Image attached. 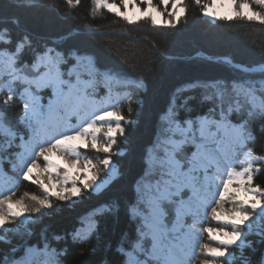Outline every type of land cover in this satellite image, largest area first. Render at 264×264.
Returning <instances> with one entry per match:
<instances>
[{
    "label": "snow or ice",
    "instance_id": "1",
    "mask_svg": "<svg viewBox=\"0 0 264 264\" xmlns=\"http://www.w3.org/2000/svg\"><path fill=\"white\" fill-rule=\"evenodd\" d=\"M72 2L73 0H68L69 4ZM160 2L164 6L163 10L154 5L153 0H141L146 5L144 8L137 7L135 0H122L125 10H120L106 0H96L97 5L104 4L109 11L130 24L134 21L128 14L129 6L140 13L138 19L146 18L153 26L167 25L175 28L182 17L186 18L187 9L183 6V0ZM251 2L264 6V0ZM76 3L79 4L80 0H76ZM226 5L231 9L229 14L220 16L205 6L204 15L229 21L234 17L256 20L264 25V12L254 11L249 0H217L213 7L223 8ZM165 16L167 19H161ZM11 23L19 29L18 20L12 18ZM35 43L26 32L14 35L13 28L7 25L4 18H0V58L11 69L5 84L0 86V92H3L0 104L8 107L18 102L21 111L17 125H10L15 129L20 149L16 154L20 161L16 175L19 179L38 184L48 194V198L38 200L39 206L28 208L19 200L13 201L11 189L0 193L4 197L0 199V229L7 230V224L23 216L25 212L37 214V218L50 214L42 209L59 207L51 202L53 197L58 201H68L74 197L80 198L83 190L98 192L100 184L96 183V176L89 175L91 161L86 160L83 164L79 161L80 150L90 148L106 154L102 164L110 183L99 191V201L89 213L87 234L82 233L85 219L81 218L80 227H73L71 230L73 240L84 243L95 237L100 231V225L105 224L116 232V258L112 264H152L161 258V253L165 251L164 241L172 233H177L173 237L177 242L181 239L195 240L196 226L203 225L210 210L215 221L230 225L232 230L220 227L202 229L219 243L218 247L203 246V250L211 257L204 264H233V260L229 259L233 256L231 249L238 244L242 245L245 239V232L240 226L247 227L257 217L264 221V187L254 183L257 178L255 174L264 171V156L253 157L249 152L248 166L234 178L227 172L231 167L229 159L205 149L204 125H198L195 119L179 117L178 112L184 105L175 104L174 94L168 107L158 114L157 128L140 153L138 168L132 174L127 189H122L125 168L123 165L116 167L113 163L111 156L119 155V149L116 153L112 150L117 148L118 138H122L121 144L128 140L135 120H127L124 115L108 108H101L87 115L74 106L62 109L60 106L66 104L73 89L77 90L78 95H92L87 87L81 88L72 83L74 76L79 78L78 68L85 60L90 64L91 58L81 50L79 38L71 33L58 37L51 44L44 43L42 47L34 46ZM206 59L210 63H231L225 57ZM235 67L241 68L240 65ZM261 74L264 77V66L261 67ZM221 83L193 81L186 87L217 88ZM242 88L249 100L256 94L264 95V78L259 85L255 81L246 80L242 83ZM43 89L51 90L47 104L42 103L40 96ZM234 104L237 107H225L217 103L208 113L209 117L215 113V119H208L207 122L216 123L218 127L227 126L232 131L238 154L239 150L247 148L251 122L257 117L264 119V107L259 111L249 107L243 118L233 124L229 121L240 115L238 109H243L239 100L234 101ZM58 111L60 117L54 119V114ZM72 117H75V121ZM161 119L165 121L163 126L159 124ZM101 132L105 137L103 144L97 138V134ZM178 132L182 139H174ZM189 144L195 147L191 157L183 154L184 146ZM188 151L191 152V148ZM130 155L131 152L124 158L127 159ZM41 158L43 164L38 163ZM16 167L14 164L13 169ZM221 168L228 178L216 183V177L222 175ZM77 172L81 175H77ZM69 184L71 187H68ZM186 189L192 195L189 196ZM229 197L237 206L225 212L222 206ZM32 199L38 198L33 196ZM173 213L174 219H170ZM189 219L191 224L187 223ZM128 221L135 223L136 235L130 243H125L126 233L121 224ZM258 234L264 237V229ZM41 236L42 239L29 242L20 259L5 257L0 260V264H30L33 248L47 252L53 240L62 238L54 230L49 238L47 226L41 230ZM193 259L195 256L189 258L187 264H191ZM163 264H185V261L180 255L165 254ZM243 264H250V261L245 258Z\"/></svg>",
    "mask_w": 264,
    "mask_h": 264
},
{
    "label": "trees",
    "instance_id": "2",
    "mask_svg": "<svg viewBox=\"0 0 264 264\" xmlns=\"http://www.w3.org/2000/svg\"><path fill=\"white\" fill-rule=\"evenodd\" d=\"M154 3L163 10L160 0H154ZM140 5L146 6L141 2ZM183 6L187 9L186 18L182 17L179 25L172 28L153 26L146 18L130 24L104 4L97 5L96 0H80L79 4L76 0L71 4L68 0H0V18L13 28L14 35L22 32L30 35L36 47L51 44L68 33L79 38L81 50L89 54L91 63L88 60L83 62L78 68L79 78L74 76L72 83L87 87L92 94L78 95L73 89L72 93L82 101L80 111L84 114L90 111L89 101H93L97 110L108 106L120 110L128 120H135L126 151L116 157L119 167L123 165L125 168L121 184L125 190L138 168L145 143L157 128L158 114L168 107L174 94L175 104L184 105L178 112L179 117L195 119L198 125L204 120L200 119L202 117L215 119V113L210 117L208 113L217 103L237 107L234 101L239 100L243 105L242 110L238 109L240 115L229 123L242 119L249 107L257 111L264 107V95L256 94L249 100L242 88L246 80L259 85L264 78L261 69L257 70L264 64V25L237 17L230 21L213 20L204 15L203 0L199 3L183 0ZM12 18L19 21V29L11 23ZM207 57H225L231 63H210ZM0 65L6 67L1 73L6 80L11 69L3 58H0ZM235 65L248 69H238ZM193 81L222 83L217 88L186 87ZM178 89L183 91L178 92ZM43 90L40 96L42 103L47 104L51 95H45ZM10 106L13 122L6 128L0 127V193L9 189L11 193L17 191L24 181L16 175L20 163L16 154L20 149L15 129L10 127L17 125L20 105L17 102ZM59 113H55L54 118L60 116ZM164 123L162 119L159 121L161 126ZM248 136L247 148L240 153L250 150L256 156H264V119L257 117L251 122ZM129 152L132 155L125 159ZM14 164L16 169H13ZM256 177V184L264 187V171L257 173ZM98 201L99 191H88L79 201L63 203L51 211L25 240L13 245L0 240V260L5 257L20 259L30 241L34 243L38 238L42 239L41 230L47 226L49 238L53 230L62 238L53 240L47 252L33 248L30 264H112L116 258V232L107 225L101 224L99 233L84 243L71 236L72 228L80 227L81 218L85 219L82 233L87 234V218ZM121 228L126 233L124 242L130 243L136 235L135 223H122ZM262 258L264 237L255 241L247 253L250 264H264Z\"/></svg>",
    "mask_w": 264,
    "mask_h": 264
},
{
    "label": "rangeland",
    "instance_id": "3",
    "mask_svg": "<svg viewBox=\"0 0 264 264\" xmlns=\"http://www.w3.org/2000/svg\"><path fill=\"white\" fill-rule=\"evenodd\" d=\"M107 3H113L117 6L120 10H125L124 5L121 2L116 1H110L106 0ZM141 0H135V4L139 8H144L140 5ZM204 6H208L209 10L218 13L220 16H224L226 14H229L231 12V9L226 5L225 7H213L214 4L217 3V0H203ZM251 7L254 11H260L264 12V6H259L251 2L249 0ZM153 4L154 0H153ZM146 7V6H145ZM171 10V9H169ZM128 14L132 16L133 21L137 20L138 17H140V13L136 11V8H133L131 6L127 9ZM213 20L212 16H207ZM161 19H167V17H162ZM261 68H257V70H260ZM6 71V67L0 65V86H3L5 84L4 77L1 76L2 72ZM49 89H44L43 93L45 95H51L48 94ZM3 98V92H0V99ZM90 103V111H88L87 114H90L93 111H97V107L93 101H89ZM82 105L81 98L79 96L74 95L73 93L68 95L66 104H62L60 107L63 109L66 106H74V108L80 110V107ZM104 108H108L110 110H114L119 112L123 115V113L118 109H111L108 106H105ZM60 115V113H59ZM60 116H57L55 118H59ZM54 118V119H55ZM73 121H75V117H72ZM127 119V118H126ZM128 120V119H127ZM133 120V119H132ZM208 118L202 120L201 124L204 125L205 130V136L203 139V143L205 145V149L208 152L212 153H219L220 155L225 156L229 159V162L231 164V167L228 168L227 172L231 173L233 177L235 178L236 174L243 172V169L248 166V161L250 159L249 152L250 150H247L245 152L240 153V150L237 154V149L233 140V133L227 126H216L212 127L211 124L208 122ZM12 120V107H4L2 104H0V127L6 128ZM123 123V122H122ZM234 124V123H233ZM222 129V130H220ZM197 136H199V132L196 133ZM98 141L103 144L105 142V137L103 135V132L97 134ZM91 139V136H89V140ZM122 138H118V144L117 148H114L112 151L113 153H116L119 149V155H123L126 151L128 140L124 141L123 144L120 143V140ZM174 139H182V136L180 133H177V136L174 137ZM191 148V152L188 151V149ZM192 152H195V147L193 145H185L184 146V155L191 157ZM105 155L102 151H96L93 149L88 150H80L79 154V161L80 164H83L86 162V160H90L92 167L90 169L89 175H95L96 176V183L100 184V191L102 188H104L110 181L105 176V167L102 164L103 158H105ZM119 155H112L111 160L116 165V167H119L118 162L116 160V157ZM251 156H256L254 153L251 152ZM73 158V157H70ZM156 154H154V159H156ZM38 163L43 164L42 158L38 161ZM62 163V162H61ZM183 163V161H182ZM264 167V166H262ZM220 172L222 175H219L216 177V183H220L222 180L227 179V173L224 172V169L221 168ZM77 175H81L80 172L76 173ZM257 174V173H256ZM255 174V175H256ZM83 178V177H82ZM256 184V182L254 181ZM258 185V184H257ZM68 187H71V184L68 185ZM189 193V196L192 195V192L190 190H187ZM88 191L83 190L81 193L80 198H72L68 201H58L54 197L51 198V202L54 205H61L63 203H75L79 201L85 193ZM12 199L13 201L19 200L28 208L37 207L39 206L38 200L39 199H45L48 198V194L44 192V190L35 183H32L30 181H23L22 187L17 190L13 191L12 193ZM35 196L38 199L33 200L32 197ZM3 199V198H1ZM185 200H187V197H185ZM237 205L232 201V198L229 197L226 202L223 204V210L225 212H228L232 210ZM58 207L47 210L42 209L45 213H50L51 211L57 209ZM4 211L6 212L7 209L5 207ZM48 214L44 215L41 218H37V214H32L25 212L23 216L20 218H17L14 221H10L7 224V230L0 229V240L6 241L9 245L17 244L23 240H25L33 231L36 229L43 220H45V217ZM170 219H174V213L173 217H170ZM167 222V221H166ZM187 223L191 224L192 221L189 219ZM226 228V230L231 231L232 228L230 225L225 224L224 222H217L215 221L210 214L203 225L197 224L196 230H197V237L195 240L192 241H185L181 239V241L177 242L173 240V237L177 235V233H172L165 241H164V253H161V258L159 260L153 261L152 264H163V260L165 258V254L168 256L171 255H180L184 261L185 264H187V261L189 258L195 256V259L191 261V264H204V262L208 259H211V257L203 250L204 245H208L209 247H218L219 243L218 241H214L207 232H204L203 228ZM241 229L245 232V239L243 244H238L237 246H234L231 251L233 253L232 257H229L230 260H233V264H243L244 259L247 258V253L251 250V248L254 246L255 241H259L260 238H262L261 235L258 233L264 229V221H261L259 217L252 220L250 224L245 227L244 225L240 226ZM150 247V245H148Z\"/></svg>",
    "mask_w": 264,
    "mask_h": 264
}]
</instances>
